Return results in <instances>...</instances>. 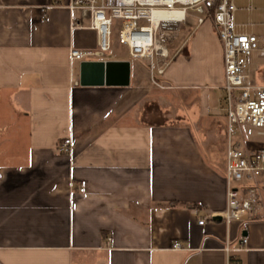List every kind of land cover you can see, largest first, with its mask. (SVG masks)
<instances>
[{"label":"crops","instance_id":"0c3cea01","mask_svg":"<svg viewBox=\"0 0 264 264\" xmlns=\"http://www.w3.org/2000/svg\"><path fill=\"white\" fill-rule=\"evenodd\" d=\"M69 1L0 0V264H264V221L210 219L226 210L230 141L264 149L249 126L230 140L212 24L162 75L142 61L128 87H82L70 52L95 51L96 32L71 30ZM245 1L238 30L264 48V0ZM250 75L264 87L260 53Z\"/></svg>","mask_w":264,"mask_h":264},{"label":"built area","instance_id":"2783aa9c","mask_svg":"<svg viewBox=\"0 0 264 264\" xmlns=\"http://www.w3.org/2000/svg\"><path fill=\"white\" fill-rule=\"evenodd\" d=\"M236 1L70 0L66 8L79 14L77 20H72L71 30H92L96 32L97 41V49L93 52L72 49L71 60L109 62L112 37L118 29L120 44L127 49L129 58L146 61L151 73L162 75L172 63L165 40L176 37L190 19L196 21L197 27L211 23L223 49V90L230 140L233 128L240 130L243 126H249L259 136H264V87L254 85L250 75L252 55L260 53L264 56V48L256 35L239 32L235 20L239 11ZM62 2L55 0V5L61 6ZM247 11H254V7L249 6ZM60 152L68 155L73 152L70 138L60 145ZM226 162L227 206L217 216L227 224L264 221L259 184L264 173V149H242L230 141ZM205 223L206 219H203L199 225ZM247 242V239L243 240V244ZM173 248L179 250L181 245L175 243ZM226 252L230 253L231 249L227 248Z\"/></svg>","mask_w":264,"mask_h":264},{"label":"water","instance_id":"95a60500","mask_svg":"<svg viewBox=\"0 0 264 264\" xmlns=\"http://www.w3.org/2000/svg\"><path fill=\"white\" fill-rule=\"evenodd\" d=\"M131 79L130 62H82L80 85L82 87H128ZM222 221L221 217L215 218Z\"/></svg>","mask_w":264,"mask_h":264},{"label":"rangeland","instance_id":"374dc122","mask_svg":"<svg viewBox=\"0 0 264 264\" xmlns=\"http://www.w3.org/2000/svg\"><path fill=\"white\" fill-rule=\"evenodd\" d=\"M236 3H237V5H242V4L246 3V1L245 0H238V1H236ZM239 18H240L241 21H244V22H251V20H254V19H252L250 17V15H245V13L240 15ZM254 21H256V20H254ZM262 21H264V17H263ZM195 25H196V21L194 19H190L189 23L187 25H183L182 26L178 36L165 40L164 43H165V45H166V47H167V49L169 51V54L172 55V51L174 49H177L181 45L183 40L188 36V34H190L189 33L190 30L193 29L195 27ZM256 32L258 34H260V35L264 34V28L257 29ZM108 58L113 59V60H118V61L130 62L131 63V67L133 69V72L139 71L140 70V65L143 64L142 61H133V60H131L129 58L127 49L123 45L120 44L119 36H118V29H116L114 31V34H113V37H112V49L108 53ZM155 77H156V72H155ZM232 131H233V133H232L231 140L233 142L241 141L242 140V135L239 134L238 131L235 128H233ZM225 136L228 138V130H225ZM255 139L256 140H261L262 137H256Z\"/></svg>","mask_w":264,"mask_h":264}]
</instances>
